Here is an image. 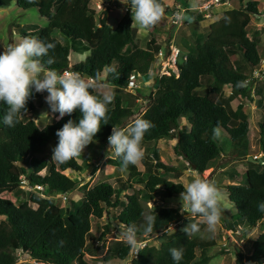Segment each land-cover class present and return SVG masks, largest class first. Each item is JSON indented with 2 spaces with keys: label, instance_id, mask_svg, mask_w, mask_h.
<instances>
[{
  "label": "trees",
  "instance_id": "trees-1",
  "mask_svg": "<svg viewBox=\"0 0 264 264\" xmlns=\"http://www.w3.org/2000/svg\"><path fill=\"white\" fill-rule=\"evenodd\" d=\"M11 1L0 0V6H7ZM13 1L22 9L35 7L46 19L44 26L33 30L22 27L19 33L56 44L55 51L49 52L55 57L51 68L89 77L104 70L103 81L115 88L114 100L107 106L108 124L101 121L94 142L108 143L106 138L111 135L112 126L124 128L135 119L149 120L153 127L145 133L142 141L145 152L140 162L142 170L130 164L122 175L120 158L114 155L105 159V164L113 166V176L82 188L80 199L74 201L71 196L76 182L63 171L79 172L81 165L74 158L64 163L51 158L52 149L58 143L56 132L70 119L78 123L80 111L40 127L33 119L22 115L14 127H9L3 122L7 105L0 102V216H3L0 219V264H15V251L27 254L35 264H106L113 259L125 258L129 259V264H175L169 249L181 246L184 255L180 264H205L209 259L207 252L215 245V239H201L196 235L187 236L182 230H169L171 224L189 222L190 216L184 217L186 212H179L172 205L146 206L141 201L153 198L156 188L164 197L180 195L184 191V185L178 180L183 170L159 159L155 144L160 138H174L173 154L189 167L193 165L192 170L198 174L211 168L222 153L231 160H246L247 156L254 154L250 152L252 147L245 136L247 124L240 111L242 100L236 108H232L229 101L234 97L250 99L251 82L243 84L248 78L244 68L250 73L259 65V31L248 36L230 29L212 30L192 43L182 40L181 48H178L185 58L176 64L177 75L154 78L145 106L134 114L138 108H133L130 97L122 105L120 91L126 87L131 75L147 76L159 44L154 38H149L143 48L135 44L128 14L130 0H102L106 4L116 2L125 7V12L112 28L106 23L108 10L96 11L89 6V0ZM176 1L185 7L187 0ZM237 1L239 10L258 14L257 0ZM160 3L164 5L162 0ZM53 31L65 38L68 45L55 38ZM70 49H84L87 54L83 60L69 63ZM232 55L239 57L242 67L234 64L230 59ZM238 82L243 86L237 87ZM223 87L229 88L227 96ZM90 91L95 95L93 89ZM34 100L33 94L27 103L28 112L36 111ZM260 107L262 118L256 122L260 156L254 162L246 160L242 183L231 182L223 187L228 202L235 209V216L250 227L256 226L264 216V212L258 210V204L264 201V98ZM182 117L186 120L185 125L180 124ZM218 125L222 129V138L228 143L227 152L221 149L218 138H213V130ZM45 167L46 173L39 174ZM21 177H25L29 185L42 186L44 197L20 188ZM133 184L140 187L135 188ZM51 193L63 194L67 208L62 209L53 199L46 197ZM8 194L14 195L17 202L7 198ZM25 194L27 198H20ZM110 209L117 210L115 220L119 226H111V221H107L99 235L87 244L90 218L108 216ZM155 212L157 219L149 236L161 232L157 246L138 247L131 257V247L123 239L110 242L103 239L111 230L119 234L123 230L121 226L126 228L134 224L142 231L143 214ZM225 223L227 230L233 232L237 229V223L230 217ZM233 252L235 264H264V226L243 253L237 248ZM98 254L101 255L99 262L89 263L84 259L85 255Z\"/></svg>",
  "mask_w": 264,
  "mask_h": 264
},
{
  "label": "rangeland",
  "instance_id": "rangeland-1",
  "mask_svg": "<svg viewBox=\"0 0 264 264\" xmlns=\"http://www.w3.org/2000/svg\"><path fill=\"white\" fill-rule=\"evenodd\" d=\"M174 1L176 0H172L173 3ZM197 5L198 4L196 0H187L185 7L193 6L195 7V9L193 10H197ZM89 6L94 8L96 11L110 9L109 13L107 14L106 23L111 28L114 27L115 23L117 22L118 15L122 11L123 13L125 12V7H123L122 4H118L116 2L112 3L111 5H106L104 2H102V0H89ZM171 10L172 6L166 5V7H164V16L161 18V20L150 29H142L135 25L132 26V14L129 9L128 14L131 18V37L138 47H145V43L149 38H154L155 42H157L160 47L170 42L172 45L181 48V41L183 40V37L187 35H191L188 37L189 40L193 42L196 37L208 35L212 30H214L215 32H221L223 30L230 29V31H234L236 33L243 32L248 36H250L251 33L256 30L259 31L260 36V42L258 44L259 57L262 60V66H264V0H257V15L248 14L239 10L237 0H228L227 4L210 8V10L208 11V15L201 18L195 17V15L192 14L195 11L192 10V12L190 11L191 9H188V11H185L184 17L181 22H178L175 25H170L168 22L167 15ZM185 15L190 19L185 18ZM45 24L46 19L38 14L35 7L22 9L16 6L13 0L7 6H0V52H2L7 45L11 43H18L21 38L25 37L24 35L19 33V30L22 27L23 29L33 30L35 27L44 26ZM187 32L189 33L187 34ZM146 34H148V36L145 38L144 36ZM52 35L60 42H65L68 45V41L63 38L57 31H53ZM86 54L87 50L84 49H70L68 60H83ZM230 59L234 62L235 65H239L240 67L243 66V62H241L237 55L230 56ZM153 65L154 64H150L147 76H145L146 78L143 76H139V88L136 90V93H133L131 90L127 91L126 88L120 91L122 105H124L131 98L134 103L133 108H138L134 112V114H137L138 110L143 109L146 104L145 98L150 91L152 78L155 76ZM244 70L249 77L251 72L249 73V70H246L245 68ZM101 76H104V70H102ZM249 81L251 82L250 99L247 100L244 98L242 99L236 97L232 100L234 108H236L238 102L242 100L240 111L244 114L247 124L245 136L249 146L252 147V150L250 152L254 153L250 156L254 157L255 155V157H259L260 153L258 152L259 150L257 145L256 122L262 118L260 104L262 102V99L264 98V75H259L256 78H251ZM104 82L106 81L104 80ZM107 84L110 85L109 83ZM227 88L228 87H223V92L224 94L228 95L229 93ZM114 89L115 88L110 85V90L112 93L115 92ZM93 90H95V95L102 97L104 91L103 89ZM33 93L35 96L34 104L36 106V111L27 112L25 118L33 119L35 123L40 127L43 124L59 117V113H52L49 109V106L45 103L44 95H47L46 92L35 93V91L33 90ZM184 122L185 119L181 118L180 124H184ZM222 137L223 134L221 133L220 137L218 138L219 145L224 152H227L228 143ZM162 142V144L159 143V145L161 146V151L159 150L158 152L159 159L166 164H170L175 168H181L183 170L180 182L185 186L195 176H200L214 182L222 193V199L220 201L222 214H229L230 219L232 221H235L238 225L235 227L237 228L235 230H238V233L231 232L230 230H227L229 232L228 234L225 233V217L221 216V220L217 226V230L213 234L207 231L205 224L200 220L199 217L194 218V222L199 223L201 229L200 232L195 235L201 239L213 238L216 242L215 245L208 250L207 255H209V259L205 264H235L233 252L234 248H237L241 253H243L244 249H246V246L253 240V238L257 236V234L264 226V216L257 222L256 226H247L239 217L235 216V209L228 202L227 197L223 192V187L225 184L231 182H243L242 174L246 167L247 158L246 160H231L224 153H222V156H219V158L213 162L211 168H208L206 171L198 174L197 172L192 170V168H190L187 163L183 161L179 156L177 157L173 154L167 141ZM108 147V143L101 145L93 141L84 149V152L81 156L74 158L81 165V170L79 172H73L70 169H65L63 171L65 175L74 178L76 182V186L72 191V200L77 201L80 199L82 188L89 187L95 182L111 178L108 175V170H110L112 174L113 167L111 164L104 163L105 159L113 158L114 156V154L107 153ZM137 166L142 169L140 164H138ZM256 169L262 170L261 167H256ZM46 170L47 167L41 170L39 174H45ZM165 176L169 177V175ZM134 187L137 188L140 187V185L135 184ZM156 190L157 191L153 198L142 200V204H145L146 206L172 205L177 208L179 212H182L180 195L165 199L160 189L156 188ZM40 194L41 196H44V194ZM119 196L122 197V193H119ZM6 197L14 200V195L12 194H8L6 195ZM27 197L28 195L25 194V196L20 198L25 199ZM46 197L53 199L55 203L62 209L67 208L66 200L62 199L59 194L51 193ZM14 201L17 202L16 200ZM31 207L34 208L35 205H31ZM116 213L117 210L110 209L108 216H102L98 219L90 218V236L87 237V244L92 242V239H95L99 235V232H101L102 230L103 224H105L107 221H111V226H119V224L115 220ZM183 216L188 217L190 216V214L184 213ZM2 218L3 216H0V219ZM187 224L188 222L180 221L176 224H171L168 229L179 231L185 228ZM160 234L161 232H159L154 238H149L146 246L149 248L157 246V242L161 238ZM118 238H120V236L115 230H111L108 234L105 235V237H103V239H105V242H110L111 240ZM15 256V264H33V261L25 253L15 251ZM100 257V254L95 256L85 255L84 259L89 263H96L101 260ZM194 259H197V256ZM111 264H129V259H113L111 261Z\"/></svg>",
  "mask_w": 264,
  "mask_h": 264
},
{
  "label": "clouds",
  "instance_id": "clouds-1",
  "mask_svg": "<svg viewBox=\"0 0 264 264\" xmlns=\"http://www.w3.org/2000/svg\"><path fill=\"white\" fill-rule=\"evenodd\" d=\"M130 11L132 26L142 29H150L164 16L160 0H130ZM55 48L54 42L46 43L31 35L21 38L18 43L7 45L0 52V102L7 105L3 122L9 127H14L22 115H27V103L34 94L33 90L35 93H47L45 103L52 113H59V119L79 110L81 118L78 123L70 119L56 132L58 143L52 149L51 160L64 163L83 154L100 131L101 121L108 124L107 106L113 102L114 94L100 72L89 77L79 72L61 73L51 68L55 57L50 56L49 52H54ZM44 57H48L47 60ZM242 86V82L237 83V87ZM90 89H103L102 97L93 95ZM152 127V122L143 118L135 119L124 128L112 126L107 153L120 158L121 171L143 160L145 152L142 141ZM221 132L218 125L213 130V138H219ZM183 189L180 193L181 210L182 213H189L190 217L182 231L187 236L199 233L200 224L192 222L193 217H199L207 231L214 234L222 216V193L216 184L195 176ZM258 210L264 212V201L258 204ZM143 218L142 231L133 224L126 228L121 226L123 230L119 232L120 238L133 249L137 247L140 237H148L153 233L157 215L156 212L144 213ZM169 252L175 264H180L184 255L183 247H172ZM106 264H111V261Z\"/></svg>",
  "mask_w": 264,
  "mask_h": 264
},
{
  "label": "built area",
  "instance_id": "built-area-1",
  "mask_svg": "<svg viewBox=\"0 0 264 264\" xmlns=\"http://www.w3.org/2000/svg\"><path fill=\"white\" fill-rule=\"evenodd\" d=\"M197 1V11L202 13L203 16L208 15V11L210 8L218 5H224L228 3V0H196ZM106 4V3H105ZM107 5V4H106ZM164 6V5H163ZM172 10L170 13L167 15L168 22L170 25H175L178 22H181V20L184 17L185 11L187 9H195V7H184L181 5L179 1H174V3L171 4ZM185 58V55L182 54L180 49L177 46L172 45L170 42L166 43L162 47L159 46V48L154 52L153 54V60L151 62V65L154 64V73L155 76L152 78V83L154 78H158L161 75H169V74H174L175 76L177 75V67L176 64L180 62V60H183ZM262 60H260V66L259 68L253 69L250 73V76L244 80V85L251 79V78H256L259 75H264V66L261 64ZM66 71V70H64ZM63 71V72H64ZM62 72V73H63ZM139 76L131 75L127 81L126 89L127 91H132L133 93H136V90L139 88ZM109 137V136H108ZM108 137L106 138L108 140ZM19 186L23 190L27 191H33L41 196L40 193H42L43 188L40 185H29L27 183V180L25 177H21L19 181ZM44 194V193H42ZM62 199L65 200V196L63 194H59ZM44 197V196H42ZM237 231V232H235ZM233 231L234 233H238V230ZM159 233V232H158ZM158 233L152 236L144 237L142 238L137 247H144L146 246L147 241L149 238H154ZM136 248L134 249V254L136 252ZM133 254V255H134ZM35 264V262H33Z\"/></svg>",
  "mask_w": 264,
  "mask_h": 264
},
{
  "label": "crops",
  "instance_id": "crops-1",
  "mask_svg": "<svg viewBox=\"0 0 264 264\" xmlns=\"http://www.w3.org/2000/svg\"><path fill=\"white\" fill-rule=\"evenodd\" d=\"M163 1V3H164V6H163V8L164 7H166V5L168 6V5H171L173 2H172V0H167V1H165V0H162ZM177 2V1H176ZM112 3H115V2H111V3H108V5H111ZM118 4H121V3H118ZM189 8H191V7H189ZM110 10V9H109ZM109 10H108V12H107V14L109 13ZM193 12V11H192ZM189 13V12H188ZM192 14H194L195 15V17H203L202 16V13H199V12H193ZM123 15V11L118 15V19H117V21L119 20V18L121 17ZM186 16V15H185ZM185 18H189V17H185ZM107 19V18H106ZM190 19V18H189ZM116 24V23H115ZM192 25V24H191ZM115 26V25H114ZM53 33V32H52ZM189 32H187V34H188ZM186 34V35H187ZM148 36V34H146L144 37L146 38ZM188 36H191V35H187V36H184L183 37V40L184 41H186V42H189V43H192V41H190L189 40V37ZM200 37V36H199ZM198 37H196V39H197ZM74 62H77V59L75 60V61H69V63H74ZM259 66L260 65H258V67L257 68H259ZM228 89V93H229V88H227ZM94 92H95V90H94ZM224 93V92H223ZM226 96H227V94H225ZM44 98H45V95H44ZM236 97H234V98H232V99H235ZM230 100L229 102H230V104H231V106H232V108H234L233 107V100ZM238 103H240V102H238ZM183 118V117H182ZM185 119V118H184ZM186 124V120H185V122H184V124H181V125H185ZM162 141H167L168 142V145L170 146V150L172 151V146L174 145V143H175V139L174 138H160V139H158L157 140V142H156V144H155V147H156V150H157V153L159 152V150H160V148H161V146L159 145V143H163ZM161 151V150H160ZM159 155V154H158ZM104 159V158H103ZM102 159V160H103ZM162 162V161H161ZM164 163V162H163ZM140 164V163H139ZM113 167V166H112ZM136 167H137V169L138 170H142L143 169V167H142V169H140L137 165H136ZM109 172H108V175L110 176V177H112V175H113V173L111 174V172H110V170H108ZM121 174L123 175L124 173L121 171ZM181 179V176L178 178V180L179 181H181L180 180ZM135 185V184H134ZM133 185V186H134ZM157 191V190H156ZM165 199H168L169 197H164ZM171 198V197H170ZM230 205V204H229ZM222 216L223 217H225V219H228V217H229V214L227 215V214H222ZM224 230H225V233H229L228 231H227V229H225L224 228Z\"/></svg>",
  "mask_w": 264,
  "mask_h": 264
},
{
  "label": "water",
  "instance_id": "water-1",
  "mask_svg": "<svg viewBox=\"0 0 264 264\" xmlns=\"http://www.w3.org/2000/svg\"><path fill=\"white\" fill-rule=\"evenodd\" d=\"M246 158H247V160H249V161H253V162H254L256 157L247 156ZM261 159H262V157H261ZM190 168H193V165H191ZM134 251H135V250H134L133 248L130 249V256H131V257L134 256V255H133V254H134Z\"/></svg>",
  "mask_w": 264,
  "mask_h": 264
}]
</instances>
